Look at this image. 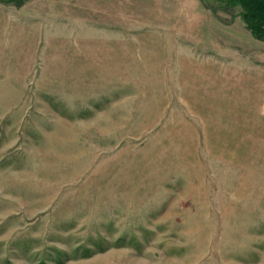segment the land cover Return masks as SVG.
Segmentation results:
<instances>
[{
    "label": "rangeland",
    "instance_id": "obj_1",
    "mask_svg": "<svg viewBox=\"0 0 264 264\" xmlns=\"http://www.w3.org/2000/svg\"><path fill=\"white\" fill-rule=\"evenodd\" d=\"M225 0H0V264H264V41Z\"/></svg>",
    "mask_w": 264,
    "mask_h": 264
},
{
    "label": "trees",
    "instance_id": "obj_2",
    "mask_svg": "<svg viewBox=\"0 0 264 264\" xmlns=\"http://www.w3.org/2000/svg\"><path fill=\"white\" fill-rule=\"evenodd\" d=\"M233 9L238 8L240 19L251 34L264 41V0H225ZM222 1L223 3H226Z\"/></svg>",
    "mask_w": 264,
    "mask_h": 264
}]
</instances>
